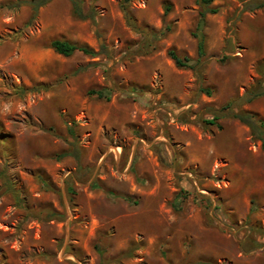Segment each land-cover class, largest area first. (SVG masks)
Wrapping results in <instances>:
<instances>
[{
    "label": "rangeland",
    "instance_id": "1",
    "mask_svg": "<svg viewBox=\"0 0 264 264\" xmlns=\"http://www.w3.org/2000/svg\"><path fill=\"white\" fill-rule=\"evenodd\" d=\"M19 1L0 0V264H264V0H214L200 58L195 0Z\"/></svg>",
    "mask_w": 264,
    "mask_h": 264
},
{
    "label": "trees",
    "instance_id": "2",
    "mask_svg": "<svg viewBox=\"0 0 264 264\" xmlns=\"http://www.w3.org/2000/svg\"><path fill=\"white\" fill-rule=\"evenodd\" d=\"M51 0H21L18 3L19 4H27L30 6L31 10H32V16L36 15V12L38 10V8L46 5L47 3H49ZM70 5H71V10H72V14L77 17L78 19H83L85 18V16L82 13L81 7H80V0H68ZM123 2V7L125 6V4L129 1V0H122ZM214 0H195L196 5L198 6V21L196 24V29L199 31L198 34H196V38H197V56L198 58L202 57L204 55V44H203V35L201 33L202 27H203V22H204V18L207 14H214L216 13V9L210 7V4L213 2ZM263 3H259L257 2V4H254L252 7H250L249 9H253V8H258L261 7ZM50 48L57 54L62 55L64 57H68L70 55H72L75 51H79L85 55L88 56H95L98 53H101L102 51L105 50V47L103 44H100V48L99 51L94 52L93 50L84 47V46H78L76 44L73 43H69L67 41H63V40H52L49 44ZM167 55L168 57L172 60L174 66L176 68H189L192 69L193 65L190 63V58L183 56L180 57L178 56L175 51L173 49H169L167 51ZM37 89V88H36ZM92 94H95L98 98H107V94H106V90L104 89H99V90H92L91 92ZM261 94V93H260ZM259 93L258 92H248L245 93L240 99L241 100H245L247 102L251 101L254 97L258 96ZM234 117L237 118L240 122H242L243 124H245L246 126H248L251 130H255L256 127L258 125H261L260 123H258L257 121H255L253 119V117L250 114L247 113H240V114H234ZM207 123H212V122H207ZM258 132V130H257ZM259 137V136H258ZM261 141V149L264 151V140L262 137L259 138Z\"/></svg>",
    "mask_w": 264,
    "mask_h": 264
}]
</instances>
